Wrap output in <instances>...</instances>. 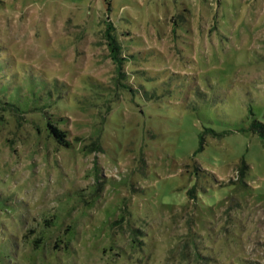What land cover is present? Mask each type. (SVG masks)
Masks as SVG:
<instances>
[{"label":"rangeland","instance_id":"374dc122","mask_svg":"<svg viewBox=\"0 0 264 264\" xmlns=\"http://www.w3.org/2000/svg\"><path fill=\"white\" fill-rule=\"evenodd\" d=\"M106 1L0 0V264H264V0Z\"/></svg>","mask_w":264,"mask_h":264},{"label":"trees","instance_id":"16d2710c","mask_svg":"<svg viewBox=\"0 0 264 264\" xmlns=\"http://www.w3.org/2000/svg\"><path fill=\"white\" fill-rule=\"evenodd\" d=\"M106 1V0H105ZM106 3L108 4V6L110 5L109 1L107 0ZM109 27H113L112 24H109L106 28V30L108 31ZM111 38V42H109V46L111 49V55L112 58L117 61L120 64V60L123 59L122 57H120L118 55V50H119V45L117 44L116 39L114 38L113 35H110ZM118 64V66H119ZM121 75H123L124 73L119 72ZM25 78L27 79L25 81L26 85V91H22V87L21 84H17V83H9V81H2L0 82V86H2L3 88L0 89H9V91L12 90H17L16 93L19 94V97H10L11 95H6V94H2L0 92V104H2L0 106V112H4V111H18V110H27L28 106L32 103L37 104V100L39 99L38 97L40 96V91L41 92H49L48 90H45L46 84L47 83L45 80H43V85L41 87L38 86L39 81L36 79V77L34 75H29V76H25ZM22 84V85H23ZM124 86H127L126 84H123ZM24 97L26 96L27 100H20V97ZM30 97H32L34 100H31ZM40 107H46L47 104H42L39 105ZM1 115V114H0ZM61 118L60 117H54L53 114H47L46 113V128L48 131V135L53 137V139L55 140V142L58 145L61 146H67L70 147L71 146V140L68 138L66 131L61 128L58 124L60 122ZM253 127L255 130H259V132L261 133V135L264 134V123L261 122H257V121H253ZM97 176H99L98 174H96ZM96 189V186L94 185V188ZM34 241V246L37 247L39 242L41 241V237H34L33 239Z\"/></svg>","mask_w":264,"mask_h":264}]
</instances>
